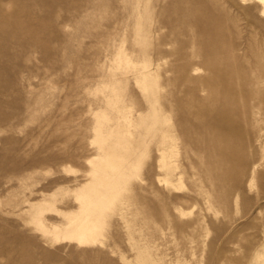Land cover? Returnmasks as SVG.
<instances>
[{
	"label": "rangeland",
	"instance_id": "1",
	"mask_svg": "<svg viewBox=\"0 0 264 264\" xmlns=\"http://www.w3.org/2000/svg\"><path fill=\"white\" fill-rule=\"evenodd\" d=\"M0 264H264V0H0Z\"/></svg>",
	"mask_w": 264,
	"mask_h": 264
},
{
	"label": "bare ground",
	"instance_id": "2",
	"mask_svg": "<svg viewBox=\"0 0 264 264\" xmlns=\"http://www.w3.org/2000/svg\"><path fill=\"white\" fill-rule=\"evenodd\" d=\"M196 2V1H195ZM206 7V6H205ZM210 8V7H209ZM205 10V9H204ZM180 11V10H179ZM203 11V9H201V12ZM208 11V10H207ZM187 12V11H186ZM200 12V10H197V9H193V7H192V9H189L188 10V12H187V14H190V15H192V16H195L196 14H200L199 13ZM201 14H203L204 15V12H202ZM199 21V20H198ZM197 22V21H196ZM200 22V21H199ZM124 55V54H123ZM125 58V57H124ZM127 59V58H126ZM143 68H145V67H143ZM150 76V75H149ZM144 78V77H143ZM146 78V77H145ZM140 86V85H139ZM145 90V89H144ZM211 94H213V92H212V89H211ZM211 96V95H210ZM106 101V100H105ZM118 102H120V101H118ZM224 106V105H223ZM225 107V106H224ZM223 108V107H222ZM223 110V112H224V108L222 109ZM113 111V110H112ZM104 112V111H103ZM100 114V113H99ZM224 114H225V112H224ZM102 117V116H101ZM105 117V116H104ZM106 122V121H105ZM131 122V121H130ZM127 126H129V125H127ZM131 126V125H130ZM129 126V127H130ZM99 127V126H98ZM101 127V126H100ZM99 127V128H100ZM105 130V129H104ZM102 131V130H101ZM101 133V132H100ZM100 135V134H99ZM102 140V139H101ZM213 141V140H212ZM100 142V141H99ZM215 142V141H214ZM99 145V144H98ZM216 147V146H215ZM164 163H162V165H163ZM163 168H164V165H163ZM165 168H166V166H165Z\"/></svg>",
	"mask_w": 264,
	"mask_h": 264
}]
</instances>
